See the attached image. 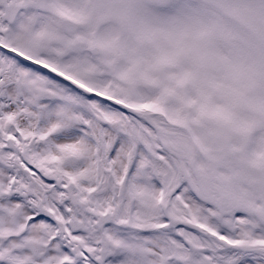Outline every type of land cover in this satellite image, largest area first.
Listing matches in <instances>:
<instances>
[{"label":"snow or ice","instance_id":"obj_1","mask_svg":"<svg viewBox=\"0 0 264 264\" xmlns=\"http://www.w3.org/2000/svg\"><path fill=\"white\" fill-rule=\"evenodd\" d=\"M0 264H264V0H0Z\"/></svg>","mask_w":264,"mask_h":264}]
</instances>
